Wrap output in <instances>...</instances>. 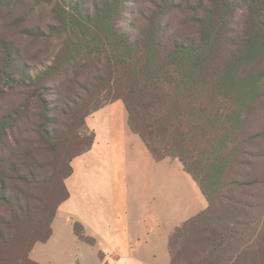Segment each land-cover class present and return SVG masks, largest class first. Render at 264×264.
Segmentation results:
<instances>
[{
  "label": "trees",
  "instance_id": "16d2710c",
  "mask_svg": "<svg viewBox=\"0 0 264 264\" xmlns=\"http://www.w3.org/2000/svg\"><path fill=\"white\" fill-rule=\"evenodd\" d=\"M115 102L207 202L170 264H264V0H0V264H40L85 119Z\"/></svg>",
  "mask_w": 264,
  "mask_h": 264
},
{
  "label": "rangeland",
  "instance_id": "374dc122",
  "mask_svg": "<svg viewBox=\"0 0 264 264\" xmlns=\"http://www.w3.org/2000/svg\"><path fill=\"white\" fill-rule=\"evenodd\" d=\"M116 104L122 105L123 119L127 123V113L123 104L115 102L110 105L114 107ZM108 106L85 119L88 130L94 131L93 122L101 117ZM147 153L151 155L148 150ZM89 158V154H84L71 162L73 174L65 181L70 197L56 213L50 239L44 244L36 243L29 257L40 264H141L142 262L167 264L169 254L166 248L167 238L169 239L175 227L207 207V202L197 185L183 171L177 160L164 159L171 160L173 166L171 174L166 171L163 173L159 170H151L156 167L146 168L139 149L129 144L126 146L122 160L112 157L110 161L105 160L104 165H101L104 173L97 186V181L89 180L92 166ZM85 159H88V162H85ZM122 164L129 168L130 180L124 184L123 196L119 204L121 208L124 205L126 210L124 213H119L120 209L118 212H113L110 204L115 194L112 188L117 184L118 172ZM75 172L80 178L77 182ZM123 218L126 219L124 225L128 229L125 238L120 239V235L117 234L115 240L106 238L105 234L110 233L112 223L119 229ZM74 222L85 225L86 234L95 236L94 246L91 247L77 240L72 232ZM140 237L142 238L139 239ZM113 244L116 246L119 244L122 249L116 250L118 253L116 256L110 255ZM139 244L142 248L133 255L134 250L129 249L130 246ZM100 254L103 256V261L99 260Z\"/></svg>",
  "mask_w": 264,
  "mask_h": 264
},
{
  "label": "crops",
  "instance_id": "0c3cea01",
  "mask_svg": "<svg viewBox=\"0 0 264 264\" xmlns=\"http://www.w3.org/2000/svg\"><path fill=\"white\" fill-rule=\"evenodd\" d=\"M123 112L124 111H123L122 105L116 104V105H114V107H111V105H110V106H108V109L106 108V110L103 111L102 114L100 113L101 117H98V119H96L93 122L92 127H93V130H94L95 135H96V142L93 145L92 149L86 154H89V156H90L89 159H91V164H92L91 173H90L91 178H89V180L91 179L92 181H97V183H96L97 186H99V183H100L99 179L103 176V173H104V171L102 169L103 167L101 165H104L105 160L110 161L112 159V157H115L117 159L122 160L124 157V152H125L126 146L129 144H132L139 149L140 155L143 157V159L145 161L144 166L146 168L147 167L148 168L156 167V168H153L151 170H154V171L159 170L163 173L166 171L168 174H171L173 172V170H172L173 166H172L171 160L155 161L152 158V156L149 153H147V149L142 144V142L140 141L138 136L133 134L130 131L127 123H125V121L123 119ZM97 116H99V115H97ZM118 116L120 117L119 119H118ZM128 147H131V146H128ZM144 150H146V151L144 152ZM85 162H88V159H85ZM81 164H82V162H81ZM121 166H122V168L118 172V177H117L118 180L116 181L117 184L114 185L112 188V190L115 192V194L113 196V200H112V203L110 205L112 207L111 209L113 210V212H115V211L118 212V210L120 209L119 213H124L126 210L125 206L122 205L124 208L123 207L121 208L120 207L121 205H119V204L121 202V197L123 196L124 184L130 180L129 179L130 170L124 164H122ZM176 172H177V170H176ZM75 173H76L75 176H76V182H77L80 178H79V176H77V172H75ZM84 177H85V180L88 179L87 174H85ZM120 193H122V195ZM194 195H195V193H194ZM118 201H119V203H117ZM118 205H119V208L117 207ZM115 218L120 219V217H115ZM125 220L126 219L123 218V222L122 223L120 222L121 228H119V229L114 225V223H112L111 230H110L109 225H108L107 227H108V230H110V233L106 232L105 237L108 239L115 240V235L117 234V235H120L119 236L120 239H124L125 234L128 232V229L124 225ZM113 221H114V219H113ZM82 226L86 232L87 227H85V225H82ZM137 226H138V224H137ZM94 237H92V238L96 241V239ZM141 238L142 237H140L139 239H141ZM167 240H168V238H167ZM167 242L168 241H166V246H167ZM117 245L118 246H116V244H113L111 246L112 251L110 252V255L116 256V255H118L116 250H119V249L122 250L120 248V245L119 244H117ZM141 248H142V245L139 244L138 246H134V247L130 246L129 249L134 250V252H132V253H133V255H136L137 250H140ZM166 248H167V252H168V247H166ZM130 254H131V252H130ZM141 264H149V263L142 262ZM167 264H170L169 254H168Z\"/></svg>",
  "mask_w": 264,
  "mask_h": 264
}]
</instances>
